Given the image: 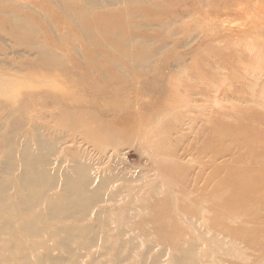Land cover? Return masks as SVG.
Segmentation results:
<instances>
[{
    "label": "rangeland",
    "instance_id": "374dc122",
    "mask_svg": "<svg viewBox=\"0 0 264 264\" xmlns=\"http://www.w3.org/2000/svg\"><path fill=\"white\" fill-rule=\"evenodd\" d=\"M0 85V126L65 136L51 167L86 156L116 177L118 196L95 208L138 246L114 261L115 230L99 228L107 248L76 264H140L148 248L194 240L211 262L264 264V0H0ZM203 227L223 246L209 249ZM8 240L0 264H28ZM49 252L29 255H59Z\"/></svg>",
    "mask_w": 264,
    "mask_h": 264
},
{
    "label": "bare ground",
    "instance_id": "6f19581e",
    "mask_svg": "<svg viewBox=\"0 0 264 264\" xmlns=\"http://www.w3.org/2000/svg\"><path fill=\"white\" fill-rule=\"evenodd\" d=\"M0 86L3 87V85ZM11 97L14 98L13 103H15L17 95ZM7 102L9 101L7 100ZM9 115L7 113L6 116L3 115L4 117H2L4 120L10 119ZM31 115H28V119H31L33 123L35 118ZM13 120L16 122V118H13ZM151 122H155V120ZM44 128V125H34V130H32L34 132L31 138L27 137L28 133H22L20 138L15 132L7 131L4 125L0 126V240L2 234H7L9 236L8 250L23 254L22 259L28 261V264H46L48 262L59 264L64 261H68L69 264H76L82 256L80 251L90 250L94 247H99L100 250L107 248L105 241L108 240L109 236L106 233L102 234V231L99 232L98 229L115 230L112 225L113 222L108 219L111 213L108 212L109 210L106 209V206L105 208L104 206L103 208H95V206L116 198L120 192L115 193L113 191V193H110L112 191H109V186L116 182V177L112 174L110 175V173L105 174L98 172V170L95 171L94 169L97 167H94L93 162H90L86 156L83 158L76 157L71 160L62 157L58 159L54 167H51L54 164L52 157L57 155L60 150L58 141L65 139V136L46 140L40 137L35 138L34 135H40L39 131L42 132ZM15 143L16 145H14ZM177 159L183 161L184 156L181 155ZM213 163L216 165L215 162ZM122 178L124 179V176ZM117 181H119L118 177ZM196 182L197 180L193 181V183ZM143 206H145L144 203ZM139 207L141 208V205ZM127 209L135 208L129 206ZM137 210L135 209V211ZM132 211L134 212V210ZM149 213L151 212L149 211ZM137 216L135 215L134 217ZM208 218L207 227L213 228L215 221L214 219L210 220V217ZM228 219L232 220V217H228ZM61 223L66 224L62 225ZM213 230H219L227 235L231 233L221 229L213 228ZM199 231L203 233L202 236L201 233L197 232L199 233V239H207L210 246L209 249H219L222 243L225 242L222 240L226 237L222 238L217 232H215L216 234L214 233L215 235L208 236L204 234L207 233L204 227L199 229ZM126 232L127 229L121 227L112 232V235L110 234V239L114 242L112 246L110 245L115 251L114 261L122 262L127 260L129 258L127 255L129 254H124V249L127 248V250L133 251L138 246L137 238L131 236V233L129 236L127 233L128 237L126 240L123 238L126 236ZM129 232L131 231L129 230ZM137 233H139V230ZM233 234L237 239H239L238 237H245V234L240 232ZM41 238H45V240H41ZM47 238H56L57 241L55 244H50ZM28 239L35 243L28 242ZM214 240L216 243H212ZM218 244L220 247H218ZM151 245L149 246L152 247ZM216 245L218 248L215 247ZM152 248H148L146 255L145 253L143 254L145 255L142 260L143 263L140 264H162L161 258L164 254L168 255L172 264H217L207 258L208 252L200 251L198 242H195V240L180 243L169 250L162 248L159 253L149 258L148 255ZM33 249H45L51 253L55 251L59 252V255H46L45 257L34 258L29 255ZM243 249L245 250L244 247ZM94 257L96 258L95 255ZM233 257L238 256L234 253ZM244 257H238L243 264L249 260ZM5 262L7 264H15L9 258Z\"/></svg>",
    "mask_w": 264,
    "mask_h": 264
}]
</instances>
